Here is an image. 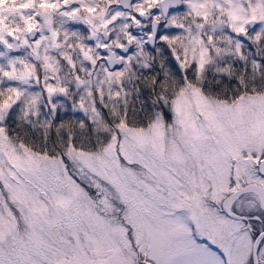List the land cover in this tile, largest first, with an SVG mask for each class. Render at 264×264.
Instances as JSON below:
<instances>
[{
    "label": "rangeland",
    "instance_id": "374dc122",
    "mask_svg": "<svg viewBox=\"0 0 264 264\" xmlns=\"http://www.w3.org/2000/svg\"><path fill=\"white\" fill-rule=\"evenodd\" d=\"M142 2L135 0L134 8ZM185 4L204 6L207 19L186 8L164 19L163 34H172L182 59V46L191 48L193 38L204 41L210 56L206 73L190 70L187 80L166 46L162 56L146 51L144 23L135 29L136 11H124L118 0H78V5L68 0V7L61 0L59 10L51 12H42L32 0H0V40L7 42L0 43V92L21 93L8 129L11 139L0 137V187L17 183L14 171L33 181L26 184V196L9 191L0 198V264H163L168 258L183 264L181 241L190 233L191 214L202 229L221 227L207 219L206 209L232 223L205 201L230 182L222 168L245 154L243 168L264 156V79L252 66L253 53L264 45L251 39L260 25L246 26L247 18L264 19V0ZM77 6L82 11L72 15ZM245 26L248 40L234 31ZM33 28L38 31L31 38ZM103 31L114 47L131 40L136 50L111 75L100 59ZM12 32L19 53L11 51ZM5 70L17 78L6 79ZM230 79L239 84L229 87ZM49 82L68 89L54 98L56 111L44 92ZM35 153L52 157L44 161L54 174L51 186L26 165L12 167ZM5 199L13 201L8 207L15 219ZM231 238L228 250L240 262L246 250L235 246L237 236Z\"/></svg>",
    "mask_w": 264,
    "mask_h": 264
},
{
    "label": "snow or ice",
    "instance_id": "6c2138e0",
    "mask_svg": "<svg viewBox=\"0 0 264 264\" xmlns=\"http://www.w3.org/2000/svg\"><path fill=\"white\" fill-rule=\"evenodd\" d=\"M34 6H38L42 12H51L58 11L61 0H32ZM78 5V0H76ZM63 6L68 7V0H62ZM147 5V7H145ZM200 8V11H197V8ZM189 9L191 14L195 15L199 20H206L207 16L204 11V6L197 4H185L184 7H181L177 0H143V2L137 7L136 15L131 17V19L137 23L143 22L147 31H145L147 35V39L151 41L146 47V51L149 54H156L162 56L163 50L165 46L167 47V51L170 52L171 56L175 59L176 63L179 65L180 71L185 72V80L188 79V74L191 70L192 74L197 76H202L206 73V66L210 63L209 56V48L204 44L203 40H199L193 38L190 41L191 48L182 46L184 59L181 58V53L173 47L176 44V40L170 38L172 36L169 34H163L164 29L168 27V25L164 22H159L155 26H151L152 22L160 21L161 17L165 19L174 16V14L185 12V9ZM171 10V14H170ZM82 11V9L77 6L72 9V15H78ZM136 17H140V20L137 21ZM254 25H260L259 29L256 27L253 28V37H251L252 41L260 47L264 45V19L257 18L251 21ZM39 23V21H37ZM73 27H80L79 24H73ZM179 27L181 30L183 29V25H174L173 29ZM159 29V31H157ZM82 31H87V27L82 28ZM34 31V30H33ZM237 36L243 37L245 40L250 39L248 28L245 27H237L234 29ZM11 37L16 38V33H9ZM57 34V38H58ZM178 35V33H177ZM158 37V39H157ZM209 42L211 43V37L209 38ZM0 43H7L6 41L0 40ZM38 43V42H37ZM127 45V47H126ZM9 47L11 45H8ZM100 49L107 53L108 64L111 68H114L120 61L122 60H131V56L127 54H136V50L128 44V42H122L117 45L120 49L119 56H116V53L110 52L108 50L109 46L107 43H103L99 45ZM199 50V51H198ZM252 66L259 71L260 76L264 79V48H261L259 52L253 53ZM243 59L244 57L241 56ZM89 61L92 64H95L97 61L91 55L88 56ZM100 59H104L101 57ZM171 63V61H169ZM193 65L195 67L193 68ZM75 68V65H71ZM175 67V65H173ZM109 69V75H111V71ZM227 72V69L223 70ZM117 75L122 76L124 73L122 70H118ZM2 75L9 80H13L17 78V74L10 73L9 71H3ZM26 75H30V73H26ZM76 80L78 83H83L80 80L79 75H76ZM40 77L36 76L35 80L37 83L40 81ZM55 80V77H53ZM233 84H239L237 79H230L228 82V86L231 87ZM218 90V89H217ZM44 92L49 96V104L51 106V110L56 111L55 105L53 103L54 98L57 97V94H66L68 89L65 87H59L56 83L49 82L44 87ZM99 95V94H98ZM21 93L13 88L8 89V94L5 95L3 92H0V137H7L11 139L8 135V129L11 124L15 123L13 119L16 115V105L20 103ZM35 104V101H33ZM84 105L81 103L80 108L83 109ZM96 110L95 108L93 109ZM59 119V117H57ZM124 126V125H122ZM21 148H27V145L21 143ZM52 157L48 156L46 153H35L31 157L27 159L26 162H20L18 165H12V167H21L32 174L40 173L43 178V183L48 184L49 186L54 183V174L48 172V165L44 163L45 160H51ZM12 178L17 182L16 184L5 183L2 187H0V198H4L5 192L14 191L18 193H22L23 195H27L26 184H32L33 181L30 176H24L23 179L20 178V174L18 172L12 173ZM235 186H231L229 191H234ZM13 203L11 199H5V207L7 208L8 215L15 219V213L12 211L8 205ZM20 210V209H17ZM207 212V219L213 220L221 227H217L214 229L203 228L200 230V236L202 239H206L208 244H200L197 242L195 238L189 233L184 240L181 241L184 255L187 257L186 260L183 261V264H217L216 257L226 256V253L230 247H232V238L230 236V226L229 222L224 218L215 216L214 212L210 209L205 210ZM259 220L260 217H257ZM209 244L213 245L218 251L213 253L212 249L209 248ZM163 264H172V259L168 258L164 260ZM219 264H224V260L220 259Z\"/></svg>",
    "mask_w": 264,
    "mask_h": 264
},
{
    "label": "flooded vegetation",
    "instance_id": "af4514ba",
    "mask_svg": "<svg viewBox=\"0 0 264 264\" xmlns=\"http://www.w3.org/2000/svg\"><path fill=\"white\" fill-rule=\"evenodd\" d=\"M251 167L256 168L254 163ZM251 167L245 166L246 172L238 168L241 172L236 178L235 184L239 183L243 186L252 182L260 186L264 185V175L260 176L259 174L258 176ZM228 215L232 222L229 224L231 227L230 236L238 237L235 246L246 250L240 262L236 259L237 255H234L235 258L233 257L234 251L228 250L227 255L230 263L264 264V235L259 237L264 231V195L261 198L259 193L254 191L241 194L233 202ZM257 217L260 219L258 220ZM244 238L247 239L246 242Z\"/></svg>",
    "mask_w": 264,
    "mask_h": 264
},
{
    "label": "water",
    "instance_id": "95a60500",
    "mask_svg": "<svg viewBox=\"0 0 264 264\" xmlns=\"http://www.w3.org/2000/svg\"><path fill=\"white\" fill-rule=\"evenodd\" d=\"M132 1L133 0H119V5L120 6H122L124 9H128V10H132ZM177 2L181 5L182 4V0H177ZM157 23H159L158 21H155V22H153V26H155ZM158 30V29H157ZM36 32V30H32V31H30V33H29V35H30V37H32L33 35H34V33ZM97 35H95L94 37H96ZM105 37H106V39H108V35L105 33ZM149 43H151V41H148ZM128 44H130L131 45V43H128ZM126 47H127V45H126ZM20 50V45H19V43H18V38L16 37L15 39H14V44H13V51H19ZM108 50L110 51V52H114L115 53V51H113L110 47L108 48ZM118 50L120 51V49L118 48ZM104 52V51H103ZM106 61H107V64H108V59H107V57H106ZM120 65H122V61H120V63H118L115 67H117V66H120ZM108 66H109V64H108ZM110 67V66H109ZM233 198V197H232ZM231 198V199H232Z\"/></svg>",
    "mask_w": 264,
    "mask_h": 264
},
{
    "label": "trees",
    "instance_id": "16d2710c",
    "mask_svg": "<svg viewBox=\"0 0 264 264\" xmlns=\"http://www.w3.org/2000/svg\"><path fill=\"white\" fill-rule=\"evenodd\" d=\"M243 76H244V78H245V77H247V74H244ZM65 162H66L68 168H69V169H72V166L69 165V163L67 162V160H66ZM76 178H77V176H76ZM78 181H79V184H80V185L88 186V184H87L83 179H79ZM84 183H85V184H84ZM86 184H87V185H86Z\"/></svg>",
    "mask_w": 264,
    "mask_h": 264
}]
</instances>
